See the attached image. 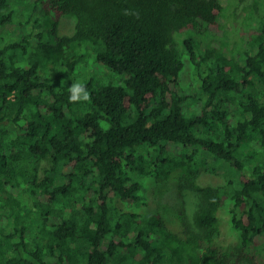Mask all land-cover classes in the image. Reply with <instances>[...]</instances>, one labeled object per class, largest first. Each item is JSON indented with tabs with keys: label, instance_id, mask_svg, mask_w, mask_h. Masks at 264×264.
Instances as JSON below:
<instances>
[{
	"label": "trees",
	"instance_id": "obj_1",
	"mask_svg": "<svg viewBox=\"0 0 264 264\" xmlns=\"http://www.w3.org/2000/svg\"><path fill=\"white\" fill-rule=\"evenodd\" d=\"M231 2L0 0V264H264V0ZM168 178L177 227L142 209Z\"/></svg>",
	"mask_w": 264,
	"mask_h": 264
},
{
	"label": "rangeland",
	"instance_id": "obj_2",
	"mask_svg": "<svg viewBox=\"0 0 264 264\" xmlns=\"http://www.w3.org/2000/svg\"><path fill=\"white\" fill-rule=\"evenodd\" d=\"M27 1V0H23ZM231 0H224V4H229ZM231 3H235V0H232ZM19 7H22V4L16 2ZM232 9L228 8V11ZM54 13L52 11L44 12L43 7L41 5L38 6L37 11L34 12L32 17H37L39 22L41 23L39 30L42 32L45 39H49L51 42V27L52 23L54 22ZM76 16L73 13L65 14L61 16L58 24V34H70L74 30ZM13 27H16V24L10 23L8 26H5V31H11ZM14 29V28H13ZM4 32L5 37H8V34ZM24 32V31H23ZM99 47L101 46L98 43ZM99 47H95L91 44H85L81 47V51L85 49V56L88 60H92L95 56V52L98 50ZM91 64L88 68H91ZM103 71L109 73L108 69L103 68ZM112 77H114V83H120L121 78L119 75H115L111 73ZM97 77L102 76L100 72H96L95 74ZM87 76H91V74H87ZM110 78V77H108ZM108 78H105L108 80ZM190 70L189 66H186L185 72L183 73V81L187 82L190 79ZM82 79V78H81ZM79 79V80H81ZM49 167L47 161H42L40 164L41 171H44L46 168ZM209 169V168H207ZM199 182L201 183H210V184H221L224 182L221 172H210L208 170H204V167H201V173L199 175ZM145 196V205L142 206V209L148 212H158L162 215L164 221H166L169 225L176 227L179 225L178 213L185 212L188 215L192 213L195 209L197 198L194 192L190 189H182L181 193L177 191V185L175 182L168 178V179H153L147 182V186L144 190ZM222 224H224V231L222 235V242L224 244H236L239 241V237L235 231L229 230L227 228L226 220L227 216L222 213L221 216Z\"/></svg>",
	"mask_w": 264,
	"mask_h": 264
},
{
	"label": "clouds",
	"instance_id": "obj_3",
	"mask_svg": "<svg viewBox=\"0 0 264 264\" xmlns=\"http://www.w3.org/2000/svg\"><path fill=\"white\" fill-rule=\"evenodd\" d=\"M69 92H70L69 99L73 103L80 101H88L91 98V95L87 91L86 86L79 82L71 84L69 88Z\"/></svg>",
	"mask_w": 264,
	"mask_h": 264
}]
</instances>
